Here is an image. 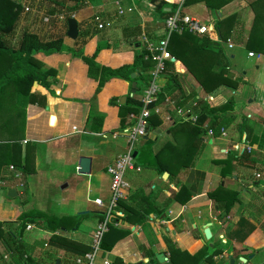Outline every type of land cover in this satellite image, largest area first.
Instances as JSON below:
<instances>
[{
  "label": "crops",
  "instance_id": "crops-1",
  "mask_svg": "<svg viewBox=\"0 0 264 264\" xmlns=\"http://www.w3.org/2000/svg\"><path fill=\"white\" fill-rule=\"evenodd\" d=\"M157 2L102 0L97 6L89 4L75 10L73 17L78 26L75 40L66 35L67 20L63 33L53 35L51 32L47 36H39L44 41L58 38L63 41L60 51L40 50L32 53V58L41 68L55 71V77H50L55 82L49 89H37L46 96V107L32 105L26 98L19 99V95L10 96L8 100L17 107L14 114L23 127L22 132L16 140L7 138L6 134L0 135V223L7 222L2 228L0 255L9 254L11 264H26L27 261L33 264H56L57 261L59 264H77V260L90 251L97 225L104 219L115 221L114 226L129 230V234L108 250L101 247L98 261L105 258L111 263L119 259L123 264H191L185 253L194 256L204 248L200 264H264V54L257 49L248 50L245 64L256 58V64L251 63V66L253 64L258 72L253 73L257 74L252 78L253 88L244 86L247 88L244 96L240 93L244 81L231 65L234 59L231 50L235 46L240 47V50L247 47L249 34L246 31L233 37V43L230 37L225 39L227 44L220 37L213 40L191 34L195 40L190 48L176 49L180 51V61L173 57L168 41L170 58L167 61L174 63V70L166 69L165 74L156 81L166 94L165 100L160 97L157 102L160 113L153 116L159 124L136 144V169L125 173L129 189L127 199L122 200L137 211L148 204L153 212L141 224L124 220L125 214L117 213V207L107 215L111 202V179L106 168L126 150L123 132L126 124L121 125L120 100L125 97L126 103L130 97L139 101L142 91L131 94L129 82L112 78L96 93L97 82L87 77V65L81 56H92L100 42L108 48L97 55L95 61L99 65L109 68L133 65L135 55L145 47L143 36L152 42H157L162 36L164 20L160 19L156 11ZM51 3L57 8L61 6L57 0ZM169 3L173 10L180 6L184 14L202 23H215V16L203 4L184 8L183 0H169ZM222 10L217 13L218 19L222 17ZM91 16L95 19L100 16L98 21L104 27L98 29ZM54 17L51 18L53 21ZM86 17L90 19L86 20ZM53 21L50 24L55 26ZM22 22L21 19L18 26ZM236 22L239 27L240 22ZM246 34L248 36L245 37ZM203 38L217 43L225 60L218 64L217 56L208 49L201 53L191 52L198 45L197 40ZM137 42L141 47L137 46ZM249 52L254 55L250 57ZM151 64L154 68L155 63ZM222 65L226 66V70L220 74ZM138 72L136 70L134 73L138 75ZM207 74L217 76L213 77L216 81L211 92L205 91L202 82ZM170 76L174 79L169 80ZM224 80L229 84H223ZM112 98L117 99L118 106L109 104ZM52 100L55 102L51 106ZM196 101L200 107L205 105L209 108L232 104L226 110L231 122L219 128V132L221 128L226 130V137L220 134L217 137L209 136L204 129L209 121L194 125L178 117L176 109L189 108ZM126 107L135 110L131 103ZM245 107L248 114L246 118L240 117L238 112ZM129 116H126L125 123ZM243 121L251 129L250 139L244 141L251 148L249 153L238 146ZM181 122L184 124H179ZM196 127L205 132L193 135L192 128ZM59 142L64 145V151L71 160L70 169H74L76 174L83 175L78 173L79 158L84 156L91 159L90 173L83 175L82 187L77 188L75 196L84 194L88 198L96 193L91 201L94 210H78L77 202L69 203L64 199L47 216L59 218L83 215L73 229L66 231L60 228L51 232L26 223L33 225V228L25 229L19 237L24 244V256H27L20 260L15 246L23 209L11 206L12 203L4 198L2 192L7 190L6 197L14 199L7 196L9 189H16L17 197L20 194L14 182L26 185L27 176L40 180L39 177L48 175L49 165L40 162L42 156L38 154V148ZM235 149L238 154L245 151L249 160L240 164L232 162V178H222L220 172L223 164L220 162L230 157L231 151ZM7 155L14 162L20 159V167H25L27 174L13 163L7 166ZM159 166H165L170 171L161 172ZM249 168L253 170L249 172ZM29 169L34 173H28ZM253 172L259 174L260 178L256 174L254 177ZM219 185L239 191L240 202L228 213L208 197ZM240 221L244 223L243 228L235 233ZM206 229L210 232L209 239L204 235ZM14 230L16 234L11 233ZM9 233L14 235L12 239L8 237ZM169 245L175 249L170 251ZM158 254L164 255L162 263L156 259Z\"/></svg>",
  "mask_w": 264,
  "mask_h": 264
},
{
  "label": "trees",
  "instance_id": "trees-1",
  "mask_svg": "<svg viewBox=\"0 0 264 264\" xmlns=\"http://www.w3.org/2000/svg\"><path fill=\"white\" fill-rule=\"evenodd\" d=\"M84 0L74 1L77 4V7L74 9L81 8V5ZM90 2L94 0H89ZM231 0H183L182 7H190L196 4H203L214 16L215 23L212 24L211 28L213 33L221 39H227L229 37L228 32H223L222 29L230 25L232 18L228 17L227 19L221 20L218 19L217 13L226 7ZM246 1V0H245ZM151 3L155 4L157 0H150ZM155 5L156 11L160 16L161 20H166L167 17L173 12L172 5L169 3V0H161ZM254 0L248 2V6H253ZM79 6V7H78ZM81 6V7H80ZM170 9V10H168ZM23 7L21 4L15 2L14 0H0V135L6 134L7 138L16 140L20 133L22 132V125L20 121L17 120L16 115L14 114V109L17 108L14 104L11 103V100L7 101V98L14 95H22L26 98L27 102L32 105H37L39 107H46V96L42 95L38 88H43L48 90L49 87L55 82L50 77H55V71L50 68H41L40 65L32 58V53L35 51H60L63 48V41L61 38L44 41L41 40L37 35L29 33L27 31H22L20 34H17V27L22 19ZM223 16V15H222ZM69 19V17L67 18ZM259 24L255 23L254 25ZM195 40V36L187 33H175L169 40V50L173 52V57L177 61L181 60L180 51L176 50L182 48L185 50V47H189L192 44V41ZM251 40V39H250ZM14 41V44L12 43ZM200 41V42H199ZM198 45L191 49V52H203V50H211L217 56V62L220 64L222 60H225L223 51L217 43H214L206 38L197 40ZM13 44V45H12ZM137 46L141 47V44L137 42ZM247 48L259 49L264 54V41L259 43L258 48L257 44L251 45L249 41L247 43ZM184 47V48H183ZM105 48H108L107 45H103L100 42L97 44L95 52L92 56L86 57L81 56V60L87 65V77L97 82L96 93H98L105 83L112 78L123 79L130 84L135 81L137 83L136 92L142 91L143 88L148 86V84L153 79V64L154 63L150 57L145 58L146 50L142 48V51L137 52L135 55V61L133 65H123L118 68H109L99 65L95 59L99 52ZM146 61L148 64H145ZM215 63V62H214ZM166 69L174 70V63L165 62ZM138 70V75L132 79L131 74ZM226 70V66L222 65L220 68V74L222 71ZM217 76L213 74H207L206 78H203V86L205 91L211 92L214 86ZM174 79L173 76H170L169 80ZM225 85L229 83L227 80L222 82ZM142 85V86H141ZM185 100V99H184ZM13 102V101H12ZM55 100H52L51 106ZM133 104L134 109H130L127 104ZM109 104L112 106H118L117 99L112 98L109 101ZM140 104L139 101H135L128 97L127 102L124 105L119 106L121 109V125L124 126L126 123V116L128 114H133L136 111V108ZM180 104V103H179ZM229 104L224 105L220 108H209L208 106L201 105L200 114L198 117V123L203 124L206 121H209V128L213 131V136L217 137L219 133V128L221 126H227L230 119H228V113L226 110L229 109ZM226 111V112H225ZM159 121L156 117H152L149 121L147 127V133L152 131L157 127ZM179 124H184L183 122ZM250 127L247 126L245 121L242 123L241 135L239 142H244L250 139ZM205 131L198 130V128H192L193 135L199 133H204ZM247 133L246 136L244 134ZM184 144V143H183ZM236 151H231L230 157L224 159L222 162L223 168L220 172L222 178L230 177L232 178V162L243 163L248 162L249 157L245 151H242L238 154ZM178 156V155H177ZM188 160V159H187ZM181 161V159H180ZM14 164L15 166L22 168L25 172V167H20V159L14 160L7 155L5 159V164ZM14 167V166H13ZM158 170L161 172L170 171L165 166H159ZM235 181L234 184H236ZM208 197L211 200H214L219 204L226 213H228L232 207L240 202L239 191L233 187H227L219 185L215 190L208 194ZM117 213L122 212L125 214L124 220L129 223L141 224L143 223L148 214L153 212L151 208H148V204L145 207H140L138 211L131 207L129 204H126L122 200L117 202ZM160 212L159 214H161ZM31 214L22 213L20 218V224H18L17 229V240L15 250L19 254L20 260L24 258L25 250L24 244L20 241L19 237L24 232L26 223H32L37 227L46 228L51 232H54L57 229L70 230L73 229L81 221L84 216L78 215L77 217H50L44 214H39V216H30ZM104 219V218H103ZM115 222V221H112ZM7 224V222L0 223V238L3 236L2 226ZM243 221L239 222L238 229L235 233L239 232L243 228ZM129 234V230L117 228L112 224L108 225V230L104 234L102 239V247L105 249H110L113 247L116 242L125 238ZM13 234L9 233L8 237L13 238ZM242 236V238H244ZM16 239V238H15ZM169 244V242H168ZM169 250L172 251L175 249L172 245L168 246ZM204 255V248L199 251L196 255L190 256L185 253V256L189 259L191 264H200ZM26 264H33L30 261H27ZM111 264H123L119 259H115Z\"/></svg>",
  "mask_w": 264,
  "mask_h": 264
},
{
  "label": "rangeland",
  "instance_id": "rangeland-1",
  "mask_svg": "<svg viewBox=\"0 0 264 264\" xmlns=\"http://www.w3.org/2000/svg\"><path fill=\"white\" fill-rule=\"evenodd\" d=\"M14 1L21 5L22 4L26 5L30 1L31 7L33 9L35 8V10H37L40 13V15L48 13L47 15L49 16H55L54 21L51 19L56 24L55 26H52L50 24L52 21L48 25H45L39 21L38 17L35 18L31 16H24V17L22 16L23 22L21 25L18 26L19 28L17 29L19 34L22 31H24V29H26L25 31L35 34L38 37L41 36L42 34H44V36H47V34L51 32L53 33V35H55V33L57 35L58 33L60 34L63 33L64 31L63 29L65 27L67 18L73 17L75 15L74 13L75 10H78L76 8L74 9V7H77V4L73 0H71L72 2L69 0H57L60 1L61 3V6L58 5L59 8H57V6L51 3L52 0H14ZM100 1L102 0H97L96 2L90 3L89 0H84L82 4H78V5L84 7L89 4H93L97 6L100 3ZM249 1L250 0L230 1V3L222 10L223 16L220 19L224 20L227 19L228 17H231L232 21L230 25L227 27V29L223 28L222 31L223 32L226 31L228 32V35H231L229 36L230 37L229 39L231 40L232 43L234 42L233 37L238 35L240 32H242L243 34V32L246 31L249 34V40L246 41V44L250 41L251 45H254L256 43L258 48L259 43L264 41V0H254L253 6L247 5ZM92 18L94 20V23L97 24V26L99 23H101L98 21L101 18L100 16H98L96 19L95 17ZM89 19L90 17H86V20ZM236 21L240 22L239 27L236 26L237 23ZM256 22L259 24L254 25ZM248 34L244 36L246 37L248 36ZM224 41L227 44V41L225 39ZM246 48L240 50V47L235 46V48L231 50L232 54L234 55V59L231 60L232 69L244 81L242 83L243 88L241 89L240 92L242 96H244V93L246 92L247 89L246 87H244L245 85L250 88H253L254 82H252V78L254 76L255 77L257 76V74L254 75L253 73L258 72L253 64L251 66V63L256 64L255 62L256 58L249 61L248 65L245 64L247 62L245 60V57L248 53V50H254L253 47L247 49ZM245 78H247V80H245ZM240 86L241 84L239 85V87ZM19 99L23 100L24 97L20 95ZM229 105L230 107H232L231 103H229ZM247 114H248V110L246 109V107L242 109L241 112H238V115H240V117L246 118ZM38 149L40 150L38 154L40 155V157L42 156L40 158L41 161L40 160L39 161L45 165L47 164L49 165L50 169L48 175L44 174V176L39 177V179L41 178L40 180L33 178V176L26 175L27 176L26 185L23 183L22 186L19 183L14 182L16 186L15 188H17V190L20 193L18 197L14 199H8L6 197L7 190L5 192H2L4 198L12 203L11 206L12 205L19 206L18 209H23V213L31 214L30 216L33 215L39 216L40 213L47 216V214H52L56 209V207L60 205V203L65 199L69 203L74 201L77 202L76 206L78 210H82V211L94 210L91 201L93 200V198L96 197V193L88 198H86L83 193H82L83 195H79L78 197L77 195L75 196L76 194L75 192L77 191V188L81 189L82 187V182L84 181V177L83 175L76 174L74 172V169L73 171L70 169L71 160L69 155L66 154L64 151V145L61 142L56 144L49 143V144H44V146H40ZM44 152L46 153L47 156L44 154ZM147 159L149 158L147 157ZM252 170L253 169L249 168V172H251ZM29 172H31L30 174L34 173L30 169L28 173ZM67 184H69L68 187H63V186H67ZM248 186L249 185H247V187ZM23 200H25V202ZM1 230L3 231V229ZM11 233L16 234L15 230Z\"/></svg>",
  "mask_w": 264,
  "mask_h": 264
},
{
  "label": "built area",
  "instance_id": "built-area-1",
  "mask_svg": "<svg viewBox=\"0 0 264 264\" xmlns=\"http://www.w3.org/2000/svg\"><path fill=\"white\" fill-rule=\"evenodd\" d=\"M23 11L22 16H31L39 18V21L42 24L48 25L51 21L52 16L47 14H41L31 7V3L22 4ZM61 19V18H60ZM213 22L211 23H202L196 19L191 18L190 16L184 14L181 11L180 6L175 8L169 17L164 20L162 28V36L157 42L149 41L145 36L143 40L145 43L146 55L145 58H151L155 63L153 79L152 81L142 90V95L139 100L140 104L136 108V112L130 114L127 119L126 125L123 127V132L126 137V150L125 152L116 158L114 161L110 162L106 168L107 174L110 176L111 185V202L108 207V214H111L112 210L116 207L119 200L127 199V191L129 189V184L125 181V173L127 171H132L136 169L135 165V149L136 144L139 140L143 139L147 135V127L149 125L150 119L160 113V108L157 106V102L160 97L166 99V94L163 91V87L157 84V80L166 72L165 62L169 60L170 55L168 53V41L172 34L187 32L189 34H195L198 36L217 39L215 33L211 28ZM98 29H102L104 25L102 23L98 24ZM229 47L231 45L229 44ZM250 57L254 55L253 52H249ZM200 104L196 101L192 103L189 108L186 109H176L175 112L180 119L183 121L190 122L194 125L198 124V117L200 114ZM209 136H213L212 129L208 125H204ZM220 135L222 137L227 136L225 129H220ZM238 146H241L246 152H250L251 148L247 146L245 142H239ZM264 154V150H262ZM257 178H260L259 174H256ZM22 186V184H20ZM96 203L99 206H102V203L99 200H96ZM113 222L110 219H104L98 223L97 228L93 235V241L91 244V249L84 256L77 260V264H111L108 259L97 260L99 253L101 252L102 239L104 234L108 230V225ZM114 225V223H113ZM33 228V225L27 224L26 230ZM27 256H24L26 259ZM11 261L9 254L0 255V264H9Z\"/></svg>",
  "mask_w": 264,
  "mask_h": 264
},
{
  "label": "water",
  "instance_id": "water-1",
  "mask_svg": "<svg viewBox=\"0 0 264 264\" xmlns=\"http://www.w3.org/2000/svg\"><path fill=\"white\" fill-rule=\"evenodd\" d=\"M73 1H81V0H73ZM169 10V9H168ZM67 37L71 40H75L77 38L78 35V26H77V21L74 17H71L69 19H67V33H66ZM136 73H132L131 74V78L134 79L136 77ZM136 82H132L130 85V92L131 94L136 92ZM125 97H122L120 100V104H124L125 103ZM53 118H51L50 122H52ZM90 169H91V159L89 157H80L79 161H78V173L79 174H89L90 173ZM7 196L9 198H15L17 197V191L16 189H9L7 192ZM204 235L207 239L210 238V232L208 229H206L204 231ZM156 259L158 260V262L162 263L164 260V255L163 254H158L156 255ZM56 264H59V262L57 261Z\"/></svg>",
  "mask_w": 264,
  "mask_h": 264
},
{
  "label": "bare ground",
  "instance_id": "bare-ground-1",
  "mask_svg": "<svg viewBox=\"0 0 264 264\" xmlns=\"http://www.w3.org/2000/svg\"><path fill=\"white\" fill-rule=\"evenodd\" d=\"M88 13V12H87ZM82 19V18H81Z\"/></svg>",
  "mask_w": 264,
  "mask_h": 264
}]
</instances>
